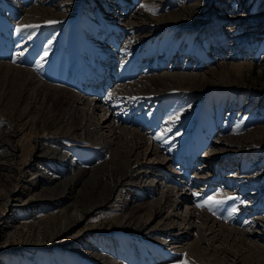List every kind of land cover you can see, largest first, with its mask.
I'll list each match as a JSON object with an SVG mask.
<instances>
[{"label": "rangeland", "instance_id": "rangeland-1", "mask_svg": "<svg viewBox=\"0 0 264 264\" xmlns=\"http://www.w3.org/2000/svg\"><path fill=\"white\" fill-rule=\"evenodd\" d=\"M97 1L102 6L94 5L92 0H79L71 5L72 11L62 8L63 12L61 13L73 12L74 16L68 19L60 17L55 21L47 22L48 24L45 22L18 25V27L15 21H10L12 17L8 16L9 12L3 11L0 13V49L4 52L1 53L0 50V59L3 57L2 54L10 51L8 54L11 56V60H8L14 63L12 59L16 53L14 50L21 46H25L26 53H30L33 48L29 44V41H32L31 38L38 33L37 30H40L41 33L38 35L42 39L44 33H47V29L49 30V35H47L49 41L45 42L48 43L49 51H52L49 54L58 53L60 49H67L66 52L63 50L61 55L57 56L55 69L60 67L64 61V69L73 67L74 54L72 52L77 51V53L81 52L79 56H83L85 59L89 58V61L94 63V69H89L88 77L95 78L97 74H100L101 60H108L112 55L115 56V52L111 53L109 49L116 50L117 48L128 51L119 55V60L118 57L113 59V61L119 62L115 73L117 76L122 74V80L126 75L127 78L132 77L133 68H135L138 59L143 62L144 69H156L157 66H163L162 68L165 70L170 69V72H173L171 71L173 65L170 61L177 58L181 73L195 74L202 73L207 69L212 70L213 73L207 75L208 82L206 79H200L197 82H173L175 90L171 89L169 92L162 91L143 98L116 95L109 99L97 97V100L118 102L117 105L111 104L114 105L113 109H116L112 111L116 115L125 114L131 109L137 112L145 111V121L147 122L144 124L145 131H142L146 136H149L147 138L151 140L152 145L157 141L156 148L159 152L163 150V154H161L169 160L172 170L179 176L180 169L188 166L189 162H193L191 164H194L195 161L204 163L201 156L211 149V145L202 147L203 139L213 140L226 135L236 137L237 140L244 142L260 144L261 147L255 150L257 153L255 152V157L251 158L252 161H247L249 158L243 155L246 158L243 161H238L239 163L235 160L231 170L223 175L230 179L231 173L237 169L238 172L241 171V177L257 174L258 177L253 181L252 178L245 177L248 182L252 181V183H247L244 186V191L238 195L234 188L229 190L230 184L224 189L216 187L217 182L220 181L218 185L220 186L226 180L221 174L219 178L217 171L215 173L218 177L214 175L207 178L206 181L209 182L213 178V187L215 186L218 190L212 188L214 191L211 190L209 193L211 186L207 190L208 182L204 181V190L200 192L198 188L202 184L198 182L200 180L191 182L189 178V181L186 180L188 181L186 186L192 189L194 194L201 195L205 192L203 198L206 202L210 198L221 201L218 204H208L202 198L203 208H196L198 205L193 206L196 210L203 209L206 214L220 223L239 228L248 227L250 224L249 221H246L248 219L245 216L236 219V214L248 210L247 203L250 199L247 195L250 193H255V198H252L250 202L251 206L256 201L259 202H257L258 207L263 205L261 209L250 212L254 216L251 219L264 218V187L261 188V185H264V36L260 37L259 35L264 29V0H129L136 8L143 9L141 10L144 11L142 15L147 16L149 21L145 32L151 34L141 42L142 45L139 44L140 46L136 47L130 46L129 37H126L128 34L120 35L116 30L118 22H114L112 18V21L106 20L110 19L109 16H106L107 14L115 12V15L118 16L122 12L121 10L132 4L127 3V0ZM106 1H112L117 6L107 12L108 10L104 6ZM57 2L66 4L69 0H46L41 6L48 9ZM30 5L32 6L33 2H30L26 7ZM11 6L14 7V1L11 2ZM95 8L101 10L102 20L100 17L94 18L91 15ZM126 13L123 12L124 15ZM118 18L120 17L118 16ZM104 19L105 22H103ZM96 24H98V28H96ZM17 28H21L22 31L17 32ZM56 34L63 36V47L61 45L60 47L51 46L53 41L59 39L54 37ZM223 35L225 40L218 42V44L221 43L219 46L223 48L217 51L215 40H220ZM214 37L216 39H213ZM46 44L44 43L43 47H47ZM216 52H218L216 59L219 62L210 60V57ZM240 52H246L247 55L245 57L237 56L241 54ZM106 53L108 55H105ZM50 58L52 56L48 58V61L51 60ZM30 62L29 57V59H22L15 64L29 68L28 63ZM108 62L107 66L111 63ZM166 63L169 64L166 66ZM82 64L84 66L83 62ZM199 64H204L206 68L201 70ZM83 66L79 65L80 68ZM85 67L83 68L85 69ZM45 68V66L42 68L39 65H34L32 68L41 81H45L46 78L42 76V70H40L41 72L37 70ZM64 73L67 74V70ZM147 75L150 76L152 73L145 75L144 71L139 77L145 78ZM136 78L138 77L136 76ZM88 81L90 79L86 82ZM54 83L51 85H58V83ZM137 100L143 104L134 106L136 105L134 102ZM6 101V99L0 98V264H61L62 258H69V256L74 259L73 264H91L89 258L83 257L82 254H72L66 250H73L72 248L80 243L88 242L94 238L96 239L93 244L102 246V242L106 244V241L111 237H116L117 241L124 245L121 247L123 251L112 253V258L122 264H147L149 255L153 257L155 264H162L161 258L167 259L168 256L170 259L167 260H171V262H164L165 264L182 263L183 260L173 261L174 257L170 254L172 251L168 247L161 246L160 241L145 240L141 234H135L137 229L134 225L141 224L147 217L145 208L141 207V212L137 214L131 213V210L122 208L124 196L119 195L118 198L113 195L110 199L106 177H102V179L100 177L102 172L101 174L95 172L90 180L87 176L81 180L78 175H73L72 181L78 180L80 186L75 189L73 197L69 201L62 198L67 195L64 193L65 188L62 180L49 183L34 174L32 155L36 143L42 141L46 147L48 146L43 155H46L47 159H51V153L54 154L52 150L60 148L62 142L71 146L67 148L71 152L73 148H76L72 143L78 144V140H80L76 134L80 127L79 120L75 117L68 118L65 110L50 107L44 101L27 100L23 104H14L11 100L10 102ZM143 105L144 108H142ZM133 125H140V122L133 123ZM216 126L223 129L221 134L214 133L213 130ZM87 144L85 143V145ZM84 148L81 149L85 155L84 159L90 160L93 154H98L91 145ZM221 155L224 156L227 153ZM124 161V159L110 161L103 171H112L117 168L115 162L123 163ZM47 162L49 161L42 163V169L50 174H56L52 165H48ZM177 165L179 167H176ZM185 169L192 172L197 168L192 169L189 164ZM187 172H183L182 175L184 176ZM242 180L245 181V179ZM239 181H237L238 184L235 183L231 187H242ZM222 190L235 193L236 201L230 203L227 196L221 197ZM116 198L117 200H115ZM176 200V197H172L171 202L175 204ZM75 213L83 214L84 219L76 224L68 234L62 235L55 241L56 244L53 248H49L50 240L60 227V223L63 220L72 221ZM125 218H132L134 225L124 226L123 223L121 224ZM263 234L264 229L259 234L263 237L258 236V238L250 239L251 242L258 243L262 247L260 249L252 250L241 245L237 248L227 246L223 254L220 253V250L219 254L215 255L213 252L218 248L214 247L220 243L216 241L214 244L211 243L210 254L212 256H205L201 251L202 253H198L199 257L191 255L189 259L192 262L196 261L197 264H231V261L236 257L235 264H264ZM101 238L104 241H100ZM137 242L141 244L145 242V247L142 249L143 252L142 250L138 251V255L132 256V251L141 247V244H137ZM36 246L45 247L46 250L37 249ZM67 246L69 248H66ZM99 246L98 248H100ZM101 252L109 257L106 251L101 250ZM63 254H68V256H63ZM154 254H157L158 259ZM209 256H211L210 259H208Z\"/></svg>", "mask_w": 264, "mask_h": 264}, {"label": "bare ground", "instance_id": "bare-ground-1", "mask_svg": "<svg viewBox=\"0 0 264 264\" xmlns=\"http://www.w3.org/2000/svg\"><path fill=\"white\" fill-rule=\"evenodd\" d=\"M12 1H14V7L16 8L11 6ZM77 1L79 2V0H69V2L66 4L57 2V4H53L51 8L47 9L41 6V4L45 3L46 0H1L0 13H2L3 11L9 12L8 16L12 17L10 21H15V24H17V26L41 24L45 22L47 23L55 21L60 17L63 19H68L71 16H74L75 13L73 12L64 14L61 12H63L62 8L68 11H72L73 9H71V5H74L75 3H77ZM127 1V3L132 4L131 2H129V0ZM30 2H33V5H30L31 7H26ZM92 2L94 5H100L97 0H92ZM104 3L105 8L108 10L107 12H109V10L114 6H117L114 5L112 1H106ZM100 6H102V4ZM141 10L143 9H138L132 4L128 5L126 9L121 10L122 12L118 14L120 18L115 15V12L114 14L106 15L110 17V19H106L107 21H112V18L114 22L119 23L116 26L118 27L116 30L119 31L120 35L128 34V36L126 37H129L131 47L142 45L141 42H143L145 38H148L151 35L150 33L145 32L147 31L146 27L149 21L147 20V16L145 17L142 15L144 11ZM123 12L126 14L124 15ZM96 14L97 16H95ZM91 15L94 16V18L100 17L101 10L95 8ZM102 19L103 18H101V20ZM106 20L104 19L103 22H105ZM97 25L98 24H96V26ZM103 25L106 26V24L104 23ZM96 28H98V26ZM37 32L38 33H36L33 38H31L32 41H29V44L33 46L30 53H26L27 50L24 49L25 46H21L17 50H14V52H16L13 56L14 58H12L14 63H12V61H9L11 60V56H9L8 54L10 51L8 53L2 54L3 57L2 59H0V98L6 99V102H10L11 100V102H13L14 104H23L27 100H32V102L44 101V103H46L50 107L53 106L56 109L60 108L61 110H65L67 112L65 114L69 116L68 118L75 117L80 121V127L76 132L80 140H78V144H76V142L72 143V145H74L76 148H73L71 152L69 151V149H67L70 145H67L66 142H62V146L60 148L58 147L52 150L54 151V154L51 153V159H47V157H45L46 155H43L48 146L46 147L44 143H42V141L36 143V145L34 146L32 159L35 167L33 171L34 174L38 175L37 177L41 178L42 180H46V182L48 181L49 183L55 181L60 182L62 180L61 182L64 184L65 188V191H63L65 194L67 193V195L62 196V198H65V201H69L71 197H73L72 195L75 189L80 186L78 180L72 181L73 175H78L79 179L81 178V180L82 178H84V176H87V178L90 180L95 172H97L98 174H101L102 172L100 177L101 179L102 177H106V181L108 184L107 188L109 189L108 197L110 199H112L111 197L113 195H116V197H118L119 195L124 196L122 208L131 210V213L133 212L137 214L138 212H141V207L145 208L144 210L147 217L144 222L134 225L132 218H125L123 219L121 224L123 223L124 226L134 225L137 229V233L135 234H141L145 238V240L156 239L160 241L161 246L168 247L170 251H172L170 254L173 255V261L176 262H178L179 260H183V264H197L196 261L192 262L189 257H191V255L199 257L198 253H202L201 251H203V254L205 256H212V254H210V247H212L211 243L214 244L216 241L220 243L217 246L214 245V248H218V250L213 252V254L215 255H218L220 250V253L223 254L226 251L224 249L227 246L229 248H237V246L241 245L252 250L262 248L258 243L250 241V239H254L255 237H261L262 235L259 234L264 229V218L256 217L255 219H251L254 216L250 214V212L256 211V209L259 210L263 206L261 205L260 207H258V201H256L253 206L250 205L251 199L255 198V193H250L247 195L250 199L247 203L248 210H243L236 214V219H240L245 216L248 219L246 221H249L248 223H250L248 227L239 228L238 226H229L225 223L218 222L217 220L211 218L208 214H206L203 209L196 210L194 207H196L197 205L198 206L196 208H203V203H201V200L205 192H203L201 195L194 194L192 193L193 190L189 189V187L186 186V182H188L189 179L191 180V182H194V180H200L198 182L202 184L198 188L199 191L202 192L204 190L203 184L207 182L206 180H208L210 177H213L214 175L217 176V173L219 174V178L220 174L222 175V177H224L223 175H225L227 171L231 170V166L235 164V160L236 162H238L243 161V159L246 158L243 155L249 158L247 159V161H252L251 158L255 157V150L261 147L260 144H255L254 142H244L239 139L237 140L236 137H228L226 135H224L222 138L217 137L213 140L209 138L203 139L201 145L202 147L211 145V149L207 150L201 156V160H204L202 161L204 163L202 164L197 161V164L199 165L198 167L195 166L196 163L191 164L192 169L197 168L192 172H189L190 170H186L185 168H181L179 171L181 176L180 177L177 172H174V170H172V166L169 163V160H167V158L162 155L163 150L159 152L156 148L155 144L157 143V141L156 143H154L155 146L152 145L151 140L148 139L149 136L147 135V138L145 132H143L145 131L144 124L145 122H147L145 121V111L137 112L131 109L125 114L116 115L112 112L116 109H113L114 105L111 104L117 105L118 102L108 100L100 102L99 100H97V97H107L109 99L115 97L116 95H130L131 98L134 96L143 98L149 95L152 96L154 94L161 93L162 91L169 92L171 91V89L175 90L173 82H197V80L200 79L207 80V75H209L212 70L207 69L202 73L195 74L181 73L179 71L181 67L179 68L180 64L178 65L179 60L177 58H174L175 62L174 60L170 61L173 65V69L171 70L173 72H170V69L165 70L164 68H162L163 66H157L158 68L156 69H144V67H142L143 62L141 61V59L140 61L138 59L136 61L135 68H133L134 74L132 73V77L127 78L126 75L122 80V74L117 76L115 73L119 62L113 61V59L118 57L119 55L127 53L128 51L125 49L116 48V50L109 49L111 50V53L115 52V56L112 55L108 60H101L102 62L100 63V74H97L95 78H93V76L88 77V75L90 74L89 69H94V63L89 61V58L85 59L83 56H79L81 52L77 53V51L72 52L74 54V65L72 64L73 67L64 69L65 61H61L62 63L60 64V67H57V69H55L56 59L58 58L57 56H59V54L61 55L63 50L66 52L67 49H60L58 53L49 54L52 51H49L50 48L47 45L48 43L46 44L45 42L49 41L47 39V37H49L47 36L49 35V30L46 29L47 33H44L42 39L38 35L39 33H41V31L37 30ZM57 35L58 34H56L54 37H58L59 39L53 41L51 43V46L56 45L57 47H60L61 45L63 47V36ZM259 35L260 37L264 36V29L262 30V32H260ZM213 39L216 38L214 37ZM221 40L222 42L225 40L224 35L220 37V40H215V43L217 44V47H215V49L217 51L221 50L220 48H223L222 46H219L221 43L218 44V42H221ZM44 43L48 48L43 47ZM1 51V53L4 52L3 50ZM108 53H106L105 55H108ZM217 53L218 52L212 55V57H210V60H217ZM240 53L241 54L237 56L245 57L247 55L246 52ZM50 56H52V58H50L51 60L48 61V58ZM29 57L31 59V62L28 63L30 65L29 68L26 66L22 67L15 64V62H19L25 58L29 59ZM119 58L120 57H118V60ZM107 61L111 62L109 66H107ZM82 62L84 63V66H86L85 69L83 68L84 66ZM217 62L219 61L217 60ZM168 64L169 63H166V66ZM34 65H39L42 68L44 66L46 67L45 69H39L37 71L42 70V72H40L42 73V76L46 78L45 81L51 83H46L44 80L41 81L39 79L38 74H36L34 72L35 70L32 69ZM79 65H82L83 67L80 68ZM199 67H201V70L203 68H206L204 64H199ZM183 69L181 70L183 71ZM65 70H67V74L64 73ZM144 71L145 75L149 73H152V75H147L145 78L139 77L142 76ZM107 72L109 73V75ZM136 76L138 78H136ZM88 79H90V81L86 82ZM54 82L58 83V85H51ZM85 94H87L88 96ZM134 103L136 104H133L134 106L143 104L140 100H137ZM142 108H144V105L142 106ZM136 122H140V125H133V123ZM213 131L214 133L221 134L223 132V129L219 126H216L214 127ZM85 143H88V146H93L98 153L97 155L93 154L90 157V160L83 158L85 157V155L83 154L81 149L87 147ZM223 153H227V155L222 156L221 154ZM99 154L100 156H98ZM121 158L125 161L123 163L115 162V164H117V168L112 171H103V168L107 166L110 161H122ZM47 160L49 161L47 162V164L52 165L51 167L57 172L56 174H50L49 172H45L42 169V163H46ZM216 171L217 173H215ZM183 172L187 173H185V175L183 176ZM240 172H238V169L236 171H233V173H231L230 179L224 177L226 180L217 187H219L220 189H224L226 188V186H229L228 184L234 186V184L237 183L238 180H240L239 182L241 183L242 187L229 186V190H233L234 188V191L236 190L235 193L238 195L240 192L244 191V186L247 183H252V181L256 180V178L258 177L256 176L257 174L241 177L242 173ZM245 177L252 178V181L248 182ZM242 179H245V181H243ZM175 180H177V182H175ZM181 183L183 185H179ZM212 185L213 184L211 183L208 187ZM262 187H264L263 184L261 185V188ZM213 189L218 190V188H216L215 186L213 187ZM229 193V191H223L221 192V197L223 195L227 196L228 202L230 203L236 201V194L232 192L230 194ZM172 197H176L177 199V202L175 204L171 202ZM115 200H117V198ZM84 217L85 216L83 214L75 213L72 221L63 220L60 223V227L53 234L50 240L49 248H53L56 244L55 241H57L62 235L68 234L76 224L80 223L84 219ZM94 239L89 240L88 242L80 243L75 248H72L73 250L70 249L66 251L72 254H82L83 257L89 258V262L91 264H122V262L112 258V253L123 251L121 250V247H124L123 244L117 241L116 237H111L110 240L108 239L106 241V244L102 242V246L94 245ZM100 241H104V239L101 238ZM137 244L141 243L137 242ZM147 244L148 243H146V245ZM68 246L66 248H69ZM98 246L100 248H98ZM36 247L37 249L46 250L45 247ZM144 247L145 242L141 244V247H138V250L135 249L136 251H132V256L138 255L137 252H141ZM101 250L106 251L109 257L105 256L101 252ZM154 252L156 253L155 250ZM63 256H68V254H63ZM154 256L156 259H158L157 254H154ZM211 256H209L208 259H210ZM168 258L169 256L167 257V259ZM167 259L161 258V261L163 262L161 263L165 264L171 262V260L169 261ZM236 259L237 258L235 257L231 261V264H233ZM73 261L74 259L69 256V258L63 257L60 263L62 264V262H64V264H73ZM149 262L151 264H155V260L151 255H149L148 257L147 264H150Z\"/></svg>", "mask_w": 264, "mask_h": 264}, {"label": "snow or ice", "instance_id": "snow-or-ice-1", "mask_svg": "<svg viewBox=\"0 0 264 264\" xmlns=\"http://www.w3.org/2000/svg\"><path fill=\"white\" fill-rule=\"evenodd\" d=\"M141 6L144 7V5H141ZM27 27H33V26H27ZM16 31L20 32V31H22V29L21 28H17ZM157 138L159 139V137H157ZM206 203H208V204H218V203H221V201H217L215 199L210 198L209 201L206 202Z\"/></svg>", "mask_w": 264, "mask_h": 264}]
</instances>
